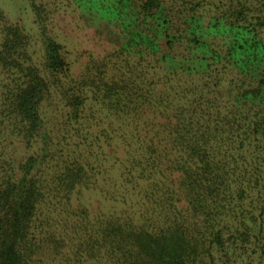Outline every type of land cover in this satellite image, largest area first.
Masks as SVG:
<instances>
[{
	"label": "trees",
	"instance_id": "trees-1",
	"mask_svg": "<svg viewBox=\"0 0 264 264\" xmlns=\"http://www.w3.org/2000/svg\"><path fill=\"white\" fill-rule=\"evenodd\" d=\"M26 4L37 41L0 7V264H264V0ZM66 16L101 45L80 70Z\"/></svg>",
	"mask_w": 264,
	"mask_h": 264
},
{
	"label": "rangeland",
	"instance_id": "rangeland-1",
	"mask_svg": "<svg viewBox=\"0 0 264 264\" xmlns=\"http://www.w3.org/2000/svg\"><path fill=\"white\" fill-rule=\"evenodd\" d=\"M0 7L3 9L8 23L21 25L26 31L31 32V35L37 41V30L32 24V17L26 0H0ZM58 17L55 22H57ZM57 33H55V36L65 47L69 60L74 64L76 70H80L90 53L98 54L101 52V45L95 40V33L91 31L80 32L75 23L71 22L70 16H66L63 23L60 26L58 25ZM36 45L39 46V43H36ZM93 201L96 200L93 199ZM55 252L56 246L54 244L46 245L40 264H64L63 261H58ZM99 263H102V261Z\"/></svg>",
	"mask_w": 264,
	"mask_h": 264
}]
</instances>
